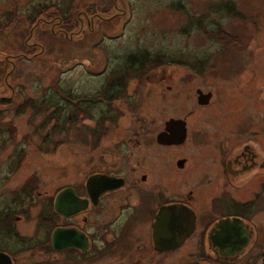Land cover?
I'll return each mask as SVG.
<instances>
[{
  "label": "flooded vegetation",
  "instance_id": "af4514ba",
  "mask_svg": "<svg viewBox=\"0 0 264 264\" xmlns=\"http://www.w3.org/2000/svg\"><path fill=\"white\" fill-rule=\"evenodd\" d=\"M207 59L172 62L183 70L153 79L146 107L119 103L154 72L127 65L99 79L101 98L61 95L57 108L99 101L106 118L90 119L86 160L57 171L53 193L39 192L37 238L22 231L28 216L9 213L30 206L35 194L0 201V236L18 240L12 252L0 251L14 264L15 252L37 253L32 264H264V221L256 214L264 202V135H252L264 132V123L231 115L246 108L242 99L249 102L250 93L222 95L239 84L214 80ZM123 109L131 119L120 118ZM57 198L69 213L56 210Z\"/></svg>",
  "mask_w": 264,
  "mask_h": 264
},
{
  "label": "rangeland",
  "instance_id": "374dc122",
  "mask_svg": "<svg viewBox=\"0 0 264 264\" xmlns=\"http://www.w3.org/2000/svg\"><path fill=\"white\" fill-rule=\"evenodd\" d=\"M219 28L233 37H214ZM141 51L171 63L148 70V79L129 86L120 104L149 106L151 81L183 70L172 62L207 57L206 72L214 80L234 77L239 84L230 83L222 95L250 93L249 102L242 99L246 108L238 105L231 115L264 123V0H0V201L31 181L35 202L10 208L11 214L28 216L24 233L39 236V192L53 193L57 171H73L75 162L86 160L95 126L90 119L104 117L99 101L80 100L89 119L64 122L54 132V121H45L59 109L61 95L97 99L103 74L121 69ZM120 116L132 118L126 109ZM257 130L252 135H264ZM263 206L256 212L259 221ZM16 241L0 236V250L12 252ZM34 254L13 257L17 264H32L39 258Z\"/></svg>",
  "mask_w": 264,
  "mask_h": 264
},
{
  "label": "trees",
  "instance_id": "16d2710c",
  "mask_svg": "<svg viewBox=\"0 0 264 264\" xmlns=\"http://www.w3.org/2000/svg\"><path fill=\"white\" fill-rule=\"evenodd\" d=\"M218 33H214V37H218L220 39H222L225 34H229L228 31H225L221 28H219ZM219 35V36H218ZM229 36H232L229 34ZM233 37V36H232ZM170 60H166V57H164L163 55H153L152 53H150L149 51H141L139 53H134L130 56H128V59L126 61V71H148L151 69H157L158 67L162 66L163 64H169ZM70 96V95H69ZM105 94L102 96L104 97ZM71 97V96H70ZM112 99V98H111ZM110 99V100H111ZM32 105H35L34 102H32ZM42 106V105H41ZM33 107V106H32ZM61 111H65V106H62L61 108L57 109L56 111L53 112V114L51 115V117H47L45 123H48L49 121H54L55 125H54V132L55 130H60V128H64V125H62L64 122H71V123H76L77 121H80L81 119L84 118V116L89 115V113L87 112V110H85L81 104L77 105L75 111L72 113L71 111H68V116L63 119V122H61L60 120V112ZM2 114V113H1ZM1 118V115H0ZM106 118V117H105ZM103 117V119H105ZM43 125V124H42ZM62 125V126H61ZM15 130V128H14ZM13 132V130H11ZM14 172V171H12ZM33 189H32V183L31 181H28L22 188L21 190H18L15 192L14 194V200H16L18 197H23V195L27 196H31L33 195ZM21 199V198H20ZM11 211L13 210H9V213H11ZM7 213V212H6ZM4 215L3 213H1L0 210V218L1 216ZM2 220H0V228L2 227Z\"/></svg>",
  "mask_w": 264,
  "mask_h": 264
},
{
  "label": "water",
  "instance_id": "95a60500",
  "mask_svg": "<svg viewBox=\"0 0 264 264\" xmlns=\"http://www.w3.org/2000/svg\"><path fill=\"white\" fill-rule=\"evenodd\" d=\"M208 99H209V96H208ZM55 208L58 211H62V212H65V213H69V211H68L69 208L68 207H66L67 210L66 209H63V207H61V205L59 203V198H57L56 201H55ZM57 235H58V231H56L54 233V235H53V244H54V247H56ZM0 264H14V260H13L12 256L9 255L8 253H6L4 251H0Z\"/></svg>",
  "mask_w": 264,
  "mask_h": 264
}]
</instances>
